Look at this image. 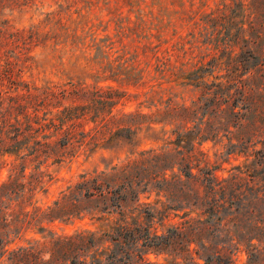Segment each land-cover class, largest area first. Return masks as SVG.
<instances>
[{
	"label": "rangeland",
	"instance_id": "rangeland-1",
	"mask_svg": "<svg viewBox=\"0 0 264 264\" xmlns=\"http://www.w3.org/2000/svg\"><path fill=\"white\" fill-rule=\"evenodd\" d=\"M31 1L0 0V30L22 32L25 39L33 31L40 40L38 45L30 40L13 44V39L8 37L0 41V91L4 95L16 96V87L19 93H26L29 88L70 82L113 87L127 94L126 111L149 114L152 118L140 129L135 147L103 148L61 164L50 161L41 169L53 178H47L44 187L29 185L32 181L29 177L18 179L12 187L19 188L18 183H23L36 189L27 223L14 226L9 237L5 236L8 251L0 256V264H50L49 241L54 236L105 230L103 223L91 220L87 205L82 206L88 209L81 216L72 209L75 217L67 221L68 214L54 209L61 192L83 174L108 172L115 166L139 160L142 151L164 148L176 152L174 144H169L176 140L175 132L184 133L186 127L194 131L193 139H197L201 130L209 137L203 139L201 150L210 164L219 169L220 177L230 179L243 173L240 182L245 186L253 179L252 186L259 198L251 200L250 207L258 211L252 221L259 220V225L264 226V71H259L253 60L246 63L254 72L246 82L253 89L250 92L253 97L245 105L238 101L235 109L237 88L229 85L245 72L239 69L243 50L264 58V31L259 29V38L246 33V43L242 37L239 41L234 38L235 31L246 21V14L260 0H34L27 3ZM242 5L246 12L239 10ZM235 11L239 17L233 20L231 28L236 29L231 34L229 18ZM243 45L246 47L242 48ZM231 71L234 73L230 74ZM7 73L10 79L4 77ZM229 96L230 103H225ZM150 121H154L153 126L149 125ZM130 123H141V119L135 117ZM219 129L220 137H211L212 131ZM18 166L20 174L23 166ZM35 167L36 164L29 165L26 174L39 172ZM12 170L10 164L0 163V186L8 181ZM177 188L174 194L178 201L172 202L177 213L173 212L165 222L141 217V242L126 247L133 254L134 263L205 264L204 257L213 256L211 264H226L232 256L230 264H264L263 246L254 259H249L245 249L248 240L243 242L241 251L231 248L225 259L216 258V252L225 246L224 235L220 234V226L215 225L212 241L208 227L202 223L206 219L202 216L204 202L212 197L207 198L206 189L197 183H187L184 187L179 184ZM196 197L200 200L193 206ZM7 198L2 201L19 205L17 199L10 202ZM141 201L157 204L160 209L168 202L166 197L158 195V190L151 188L141 194ZM26 205L18 206L12 219H18ZM36 208L41 209L37 219ZM186 214L190 216L185 217ZM191 218L197 223L192 221L191 227L182 225ZM249 218L240 217L239 226L249 228L252 225ZM148 233L158 248L145 245L143 237ZM156 233L160 239L153 238ZM208 241H212V248L205 247ZM20 249L24 251L19 252Z\"/></svg>",
	"mask_w": 264,
	"mask_h": 264
},
{
	"label": "trees",
	"instance_id": "trees-1",
	"mask_svg": "<svg viewBox=\"0 0 264 264\" xmlns=\"http://www.w3.org/2000/svg\"><path fill=\"white\" fill-rule=\"evenodd\" d=\"M32 2L34 0L27 3ZM244 8L242 5L239 10L246 12ZM236 17H239L237 11L232 12L229 18L231 34L236 29L231 28ZM246 17V21L241 23L240 29L234 34L236 41L242 37L244 43L247 41L244 37L246 33L249 36L256 34L255 36L258 35L259 38V29L264 31V0L256 1ZM37 34L30 31V36L25 39L22 32L0 30V41H6L8 37L13 39V44L21 40L24 42L30 40L31 43L38 45L40 40ZM251 42L255 44L257 41ZM245 47L246 45H243L242 48ZM250 60L257 62L255 67L259 71H264V58L258 57L251 50L241 52L239 69L245 72L237 82L229 84L237 88L234 93L238 96L237 103L233 104L234 109L238 107V101L244 104L253 97L250 94L253 89L248 88L246 83L254 76V72L246 67ZM6 65L9 66V62ZM8 70L9 68L6 72ZM232 73L234 72L231 71L230 74ZM4 77L10 79L8 73ZM15 92L16 96H9L0 91V163L13 167L8 181L0 186V256H4L8 251L9 242H5V236L9 237L8 234L14 226L16 228L20 224L24 226L30 215L28 208L32 206L36 188L27 187L23 183H18L19 188L12 187L15 182H19L18 179L29 177L32 179L29 185L44 187L53 179L47 171L41 170L42 166L50 161L53 164H61L103 148L113 149L123 145L135 147L139 142L140 129L147 119L152 118L149 114L126 111L127 94L113 87H89L70 82L66 85L47 84L41 88H29L26 93H19V87H16ZM230 100L229 96L224 102L230 103ZM203 106L206 107V104ZM135 117H139L141 123L132 125L130 121ZM153 124L154 121L149 122L150 126ZM185 130L184 133L175 132L176 140L169 144H174L176 152L164 148L142 151L139 160L115 166L108 172L83 174L63 190L54 204V209H60L68 214L67 221L75 217H72V209H75L76 215L81 216L83 211L89 208L87 214L91 220L103 223L106 229L101 232L83 230L72 235L54 236L49 241L51 245L49 263L141 264L134 263L133 254L126 250L131 243L137 245L141 242V217L158 218L164 222L168 220L173 212H178L177 207L172 204L178 201L174 189L179 184L184 187L191 182L202 185L207 191V198L212 197L211 200L204 202L202 216L206 219L202 223L208 227L212 241L215 238L213 230L215 225L220 226V234L224 235L222 244L225 246L216 252L215 257L225 259L229 253L231 254V248L237 252L241 251L243 242L248 240L246 253L250 260L254 259L261 251L260 247H264L262 237L264 226L259 225V220L252 221L257 209L250 207L251 200L259 198V194L252 186L253 179L245 186L240 182V175L243 173L230 179L220 177L219 169L210 164L201 150L203 139L208 140L209 137H205L201 130L197 135L200 141L197 142L192 136L194 131L187 127ZM220 133V129L213 130L211 137L218 138ZM19 164L23 166L20 174L17 172ZM31 164H36L35 169L40 171L27 175L26 171ZM249 175L253 177L252 174ZM150 188L158 190V195L167 198L168 202L162 204L161 209L157 204L141 201V194ZM4 198L10 202L14 198L17 199L20 201L18 205L20 207L27 203L20 210L18 219H12L18 206L4 203L2 201ZM194 199L196 201L192 205L196 206L200 198ZM83 205H87L88 208H82ZM40 213L41 209L36 208L34 218L40 217ZM188 216L190 215H185ZM242 216L251 217L249 220L252 225L249 228L239 226V218ZM192 221L196 222L191 218L182 225L191 227ZM153 238L160 239L157 233ZM143 239L146 246L158 248V245L153 244L151 233ZM212 241H208L209 244L205 247L212 248ZM21 251L24 249L19 250ZM204 260L205 264H211L214 257L207 256ZM228 261L226 264L233 262L232 256L228 257Z\"/></svg>",
	"mask_w": 264,
	"mask_h": 264
}]
</instances>
